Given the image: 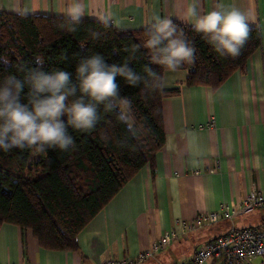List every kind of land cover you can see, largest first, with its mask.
<instances>
[{
  "label": "crops",
  "instance_id": "obj_1",
  "mask_svg": "<svg viewBox=\"0 0 264 264\" xmlns=\"http://www.w3.org/2000/svg\"><path fill=\"white\" fill-rule=\"evenodd\" d=\"M72 0H0V11L30 10V15L65 17ZM83 19L111 12L122 30L145 28L153 16L193 26L189 7L202 15L217 0H81ZM259 28L262 45L246 69L234 73L217 89L188 86V72L166 71V89H180L163 100L166 141L155 165H146L90 221L78 236L79 250L43 248L30 229L0 224V264H102L108 258H137L163 234L201 212L218 211L224 203L244 200L264 189V0H221ZM215 120V126L209 123ZM264 221V209L179 236L141 264H178L196 249L233 227ZM257 257L243 264H263ZM206 264H224L210 259Z\"/></svg>",
  "mask_w": 264,
  "mask_h": 264
},
{
  "label": "trees",
  "instance_id": "obj_2",
  "mask_svg": "<svg viewBox=\"0 0 264 264\" xmlns=\"http://www.w3.org/2000/svg\"><path fill=\"white\" fill-rule=\"evenodd\" d=\"M17 13L0 11V55L10 61L9 65L0 64V79L9 73L22 77L18 69L36 67L35 56L42 55L44 71H67L75 82L81 58L100 54L109 65L120 64L133 56V45H140L128 63L146 77L148 86L132 87L123 78H116L120 94L131 101L127 124L120 122L116 113L101 111L92 132L69 129L74 138L69 151H41L37 147L0 151V224L30 229L45 249L77 251L78 236L90 221L143 167L155 165L166 141L163 100L180 89L164 87L167 69L151 62L148 49L143 47L145 28L122 30L114 24L105 27L96 19L82 18L77 32L69 33L60 27L68 23L66 17H22ZM173 22L196 50L194 62H184L179 68L187 70L188 86L217 89L234 73L245 70L249 58L262 45L259 28L248 27L249 37L240 54L235 58L219 56L193 26ZM90 30L99 32V39L88 38ZM145 66L157 76L147 77Z\"/></svg>",
  "mask_w": 264,
  "mask_h": 264
},
{
  "label": "clouds",
  "instance_id": "obj_3",
  "mask_svg": "<svg viewBox=\"0 0 264 264\" xmlns=\"http://www.w3.org/2000/svg\"><path fill=\"white\" fill-rule=\"evenodd\" d=\"M17 14L26 17L31 12L23 9ZM63 14L68 23L61 25V29L76 33L86 10L81 0H72ZM186 18H194V31L206 36L207 43L219 56L237 57L249 37V19L245 13L225 7L221 0H217L213 10L202 15L194 6L189 7ZM97 19L105 27L115 23L113 14L108 11L99 14ZM145 31L147 39L143 40V47L148 49L152 63L175 72L184 62H194L195 47L178 32L170 17L153 16L146 22ZM100 35L90 30L88 38L96 40ZM139 47L132 46L133 56ZM133 56L111 65L100 54L81 58L75 69V82L67 71H44L42 55L35 56L36 67L18 69L22 77L12 73L4 76L0 79V151L33 147L41 151H69L74 147L69 129L92 132L100 122L101 111L114 112L120 122L127 124L131 101L120 94L116 78H123L132 87L148 86L146 77L129 66L128 60ZM0 64L9 65L10 61L0 55ZM145 73L147 77L157 76L148 66ZM153 86H156L155 81Z\"/></svg>",
  "mask_w": 264,
  "mask_h": 264
},
{
  "label": "built area",
  "instance_id": "obj_4",
  "mask_svg": "<svg viewBox=\"0 0 264 264\" xmlns=\"http://www.w3.org/2000/svg\"><path fill=\"white\" fill-rule=\"evenodd\" d=\"M208 126L214 127L215 120L210 122ZM260 209H264V189L253 188L244 200L237 203H224L218 211L201 212L189 221L178 220L177 227L167 230L153 244L152 248L140 253L137 258H108L102 264H141L162 251L181 235L185 237L188 233L202 227L220 221L233 220ZM257 257L264 259V221L249 227H233L226 233L200 246L191 258L178 264H206L210 259H219L224 264H243Z\"/></svg>",
  "mask_w": 264,
  "mask_h": 264
},
{
  "label": "rangeland",
  "instance_id": "obj_5",
  "mask_svg": "<svg viewBox=\"0 0 264 264\" xmlns=\"http://www.w3.org/2000/svg\"><path fill=\"white\" fill-rule=\"evenodd\" d=\"M156 254H157V253H156ZM156 254H155V255H156ZM155 255H154V256H155ZM154 256H153V257H154ZM153 257H152V258H153ZM152 258H149L148 260H146V261H144V262H147V261H149V260L152 259ZM144 262H143V263H144Z\"/></svg>",
  "mask_w": 264,
  "mask_h": 264
}]
</instances>
